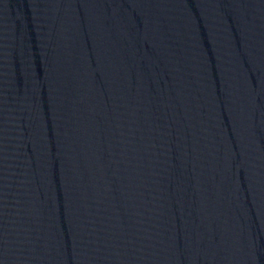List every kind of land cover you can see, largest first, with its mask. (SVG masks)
<instances>
[{
    "label": "water",
    "instance_id": "95a60500",
    "mask_svg": "<svg viewBox=\"0 0 264 264\" xmlns=\"http://www.w3.org/2000/svg\"><path fill=\"white\" fill-rule=\"evenodd\" d=\"M0 264H264V0H0Z\"/></svg>",
    "mask_w": 264,
    "mask_h": 264
}]
</instances>
